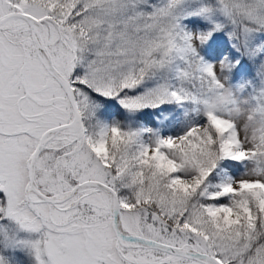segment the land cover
<instances>
[{
  "label": "snow or ice",
  "instance_id": "1",
  "mask_svg": "<svg viewBox=\"0 0 264 264\" xmlns=\"http://www.w3.org/2000/svg\"><path fill=\"white\" fill-rule=\"evenodd\" d=\"M0 264H264V0H0Z\"/></svg>",
  "mask_w": 264,
  "mask_h": 264
}]
</instances>
